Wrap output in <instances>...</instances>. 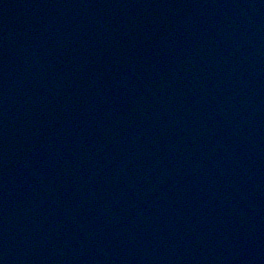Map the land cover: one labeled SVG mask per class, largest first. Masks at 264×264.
<instances>
[{"label": "water", "instance_id": "obj_1", "mask_svg": "<svg viewBox=\"0 0 264 264\" xmlns=\"http://www.w3.org/2000/svg\"><path fill=\"white\" fill-rule=\"evenodd\" d=\"M0 264H264V0H0Z\"/></svg>", "mask_w": 264, "mask_h": 264}]
</instances>
